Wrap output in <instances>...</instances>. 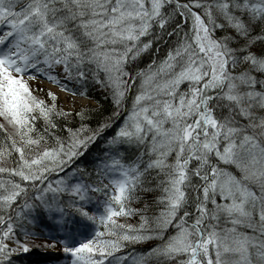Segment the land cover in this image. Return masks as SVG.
Here are the masks:
<instances>
[{
	"label": "snow or ice",
	"instance_id": "6c2138e0",
	"mask_svg": "<svg viewBox=\"0 0 264 264\" xmlns=\"http://www.w3.org/2000/svg\"><path fill=\"white\" fill-rule=\"evenodd\" d=\"M36 249L264 264V0H0V264Z\"/></svg>",
	"mask_w": 264,
	"mask_h": 264
},
{
	"label": "rangeland",
	"instance_id": "374dc122",
	"mask_svg": "<svg viewBox=\"0 0 264 264\" xmlns=\"http://www.w3.org/2000/svg\"><path fill=\"white\" fill-rule=\"evenodd\" d=\"M30 86L34 90H36V94H42V93L45 94L49 90L56 91L60 97L59 104L65 108H71L73 107L74 104L77 107L82 106V105H87L88 107L94 106L93 101H89V100H86L80 97H71L63 92H60L59 89H56L53 85L43 82V81H39V80L32 81ZM55 253L56 252H53L52 254L56 256L57 254Z\"/></svg>",
	"mask_w": 264,
	"mask_h": 264
},
{
	"label": "trees",
	"instance_id": "16d2710c",
	"mask_svg": "<svg viewBox=\"0 0 264 264\" xmlns=\"http://www.w3.org/2000/svg\"><path fill=\"white\" fill-rule=\"evenodd\" d=\"M37 95H39L41 98H44V96H45V94H37ZM92 95L94 96V97H96L97 99H99L100 101H102V102H104V98H103V96H101L99 93H97V92H93L92 93ZM93 101V103H94V106H91V107H89V108H92V109H95V108H97L98 107V105L96 104V102H95V100H92ZM104 103H106V102H104ZM133 223L135 222V221H132ZM148 245H141V246H139V247H147ZM36 252H41L39 249H36L35 250ZM61 254H62V257L60 258V260L58 261V262H55V259H50L49 261H44V264H59L61 261H63V260H66L67 261V259L66 258H64V254L62 253V252H60ZM23 264H27V261L25 260V261H23Z\"/></svg>",
	"mask_w": 264,
	"mask_h": 264
}]
</instances>
